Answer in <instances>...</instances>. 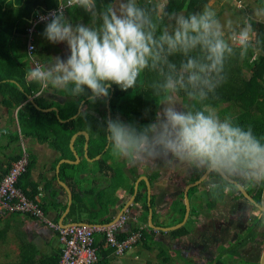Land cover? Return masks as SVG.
<instances>
[{
  "label": "clouds",
  "instance_id": "9594fccd",
  "mask_svg": "<svg viewBox=\"0 0 264 264\" xmlns=\"http://www.w3.org/2000/svg\"><path fill=\"white\" fill-rule=\"evenodd\" d=\"M56 3L52 9L34 10L29 28L42 17L31 33L34 40L24 35L26 48L31 41L36 50L35 34L39 26H45L44 38L52 44H66L69 54L53 57L49 65L30 70L26 79L42 88L50 85L73 97H86L94 105L109 99L113 85L127 92L137 88L146 73H155L149 87L157 111L151 122L139 125L119 116L104 121L113 154L129 164L158 160L198 171L209 180L213 195L224 189L239 192L264 186V136L258 137L250 126L239 125L231 116L221 118L203 103L223 82L225 64L235 56L236 49L243 57L254 46L250 22L237 29L229 21L226 31L211 8L185 15L169 11L168 0ZM76 9L88 14L90 22L73 23L66 13ZM257 15H264V9ZM180 96L191 103L178 99ZM131 206L133 203L122 216L136 221L135 215H128ZM73 223L110 226L63 220L59 225L78 226ZM103 248H107L105 244Z\"/></svg>",
  "mask_w": 264,
  "mask_h": 264
},
{
  "label": "trees",
  "instance_id": "16d2710c",
  "mask_svg": "<svg viewBox=\"0 0 264 264\" xmlns=\"http://www.w3.org/2000/svg\"><path fill=\"white\" fill-rule=\"evenodd\" d=\"M207 3V0H168V10L182 13L187 15L191 12L200 11ZM57 6L56 0H0V96L2 104H6L8 108H17L20 103L26 99L27 95H31L38 84L35 82L26 81L27 73L29 72V66L26 54V38L27 30L30 26V20L34 18V10L37 8H44L46 10L55 8ZM72 10L69 11V13ZM73 12H77L84 22L87 24L90 22L88 14L82 9H76ZM253 25L255 36L253 38V47H251L247 54L243 57L239 54V49H236L235 56L229 58L225 64L224 80L220 86L216 89L214 94H210L209 99L204 101L205 105L210 106L214 110L220 109L219 106H223V109L219 112L224 116H231L230 110H228L229 103L238 104L240 112L231 116L234 122L247 128L251 127L253 132L258 136H264V24ZM39 26L38 28L41 30ZM19 33L23 34V38L16 39L14 36ZM14 49H18L19 52H15ZM24 50L25 52H21ZM255 50L258 51L256 57L253 58ZM6 56L11 59L5 58ZM38 53V52H37ZM244 73L247 74L244 77ZM155 78V73H146L143 81L135 89H129L127 92L121 91L115 85L112 86L109 96V110L110 117L115 118L121 116L127 122L137 123L144 125L151 122L155 118L157 111V104L155 99L151 95V89L149 87L151 81ZM19 84V86H18ZM68 93V92H67ZM69 100L66 105L59 108L58 117L53 112L43 113L32 106L31 103H27L23 110L18 109L16 118L9 121L11 128L0 129V139L6 144H0V155L5 159H0V180L9 170L11 163L19 159L22 153V143L24 140H34L39 143H47L50 149L58 152L59 156L53 163V168L61 159L73 160L74 157L69 149V141L74 133L80 131L83 122L70 119L73 117L78 109L79 103L85 97H76V99L69 93ZM185 103H191L187 98L180 96ZM40 102V100H39ZM226 105V107H224ZM200 106L199 104L197 105ZM46 108L45 106H42ZM147 115L145 114V111ZM62 121V122H61ZM64 121V122H63ZM98 120L89 123L87 125L95 130H89L91 132V138L88 143V158H94L97 155H101V158L97 160L96 166L99 174L103 175V185L99 180H89L86 175L81 173L82 164H87L83 155V143L84 137L79 136L74 143V149L81 161L78 165H70L63 163L59 166L58 175L53 176L50 180H45L46 183L52 182L53 185L45 186L47 190L48 201L44 205L42 202L39 204L40 208L46 214V211L59 207L61 211L66 209V203L61 204L56 201V192L63 191V188L57 183L58 180L65 183L71 191L72 202L69 208L67 217H70L71 222H84L82 221V214H86L85 221L89 224H108L111 222L108 217V209L115 206L118 201L117 193L123 189L129 196L133 193V186L140 174L135 172V169L129 170V175L132 174V178H129L122 168L119 167L118 162H114L116 157L111 149L103 153V150L107 144V132L105 130L104 122L99 124ZM6 138V139H5ZM80 143V144H79ZM9 149L7 154H4V150ZM29 158V164L26 172L19 178L17 187L25 194V196L34 200V196L37 195L38 190L36 184L26 186L27 179L29 177L30 168L33 165V159L30 151L26 150ZM7 160V161H6ZM81 174V175H80ZM201 174L198 171L192 170L190 175V183L196 181ZM57 177V178H56ZM80 177V178H79ZM83 177V178H81ZM157 175L147 176L150 184L156 179ZM79 179V180H78ZM92 181V182H91ZM204 183L198 186L191 187L188 191V198L194 196L199 187H203ZM32 188L30 192H27V188ZM55 187L56 191H49V188ZM253 189H247V192L251 194ZM238 193V198H243L237 191H228L227 189L220 190L218 194L213 195L209 188L205 191L206 201L204 207L210 211L217 207L218 203L223 202L227 196L234 197ZM261 189L256 192L259 199ZM198 198V197H197ZM201 198V197H200ZM199 199V198H198ZM247 202L245 199H243ZM151 205H153L152 198L150 199ZM123 204L118 205L119 209ZM133 205H138L142 209L143 213L138 216L136 221L128 220L123 228H121L116 234V239L121 241L126 239L130 234L139 232L140 239L143 248L147 251L153 249L155 246L161 254L164 253L166 248L165 244L161 241L155 240L157 233L169 237L170 241H178L187 236L193 226L188 224L193 217L198 216V210L194 207L190 208L189 219L186 223L170 232L154 231L147 225V196L146 186L144 181L139 183L138 191L134 199ZM253 210L255 208L253 207ZM173 226L182 221L185 213V207L183 203V192L180 194L178 200H173L169 206ZM155 214L152 215V222L155 226L169 227L156 223ZM254 224L249 228L253 232L249 238L252 239L264 222V216L258 218L251 216ZM197 219L193 220L194 222ZM54 222H57L54 220ZM189 225V227H187ZM142 226H146L142 228ZM142 228V229H141ZM256 232V233H255ZM255 233V234H254ZM94 247L97 248L98 260L95 264H108V256L114 253V248H103L104 237L101 234L94 235ZM264 241V240H263ZM246 240L238 243L239 248L244 245ZM264 244V243H263ZM59 259V254L50 257L47 262H41L39 264H56ZM161 259V258H159ZM163 259L159 264H166ZM209 264H226L222 257L216 260H210ZM17 264H38L33 262V257L29 253H22L20 261Z\"/></svg>",
  "mask_w": 264,
  "mask_h": 264
},
{
  "label": "rangeland",
  "instance_id": "374dc122",
  "mask_svg": "<svg viewBox=\"0 0 264 264\" xmlns=\"http://www.w3.org/2000/svg\"><path fill=\"white\" fill-rule=\"evenodd\" d=\"M205 7L211 8L217 13V18L221 21L222 24L225 25L226 31H227V26H228L229 21H231L232 27L237 28V29L239 26H243L245 21H248L251 24L253 23L254 25L264 24V15H257L258 11H260L261 9H264V0H207L206 5L200 11H202ZM184 12H185V9H183L182 13L184 14ZM41 27H40L41 30L39 28L38 30L41 32V35L43 36V31H44L45 26H41ZM252 29H253V25H252ZM1 35L2 34H0V36ZM254 36H255V31L253 30V38ZM14 37L16 39H19L23 37V34L17 33ZM31 39L34 40V36H31ZM51 45L52 44L49 41H46L44 43H42L41 41L37 42L35 55L39 54L40 58L42 60L44 59L43 61H47V58L45 57L49 56ZM14 51L19 52L18 49H14ZM257 54H258V51L255 50V54L253 58L256 57ZM6 55L7 53L5 54V58L11 59V57H8ZM245 74L246 73H244V75ZM246 76L247 74L244 77ZM94 106L95 105H89V110L90 109L93 110ZM224 107H226V105ZM219 108L220 109H216V111L221 116V118H223L224 115L219 112L220 110L223 109V106H219ZM96 110L97 109L95 106V112H94L95 116L97 114ZM228 110H230L231 116H234L238 112H240V108L237 103L236 104L229 103ZM79 115L81 116L79 117L76 116L75 118L71 117L70 119H74L77 121H79V119H82V121H84V117H83L84 114L82 113ZM96 117H99V116H96ZM96 117L94 116L91 118L88 117L87 122L91 120V123L93 124V122H95V119H98ZM119 117L123 121L127 122L121 116ZM107 118H108V115H106V119ZM104 120H105V117H103V119L100 120L99 122H102ZM86 132L91 135V132H89V130H87ZM0 144H6L4 142V139L3 140L0 139ZM23 144L24 143H22V145ZM69 149H70V146H69ZM108 149H109V146L106 148L105 151H107ZM8 151L9 149H5L4 154H7ZM84 159L86 160V163L88 164L89 162L88 158L87 159L84 158ZM96 161L97 160H95V162ZM114 162L115 163L118 162L119 167L122 168L126 174H128L129 178H132V174L129 175V170L133 168L135 169V172H137V174L139 173L140 175H143V174L145 175L146 173L157 175V179L154 180L152 186L150 187L151 193H154L152 194L151 198L152 200L153 199L155 200V206L153 208L155 210V217H156L155 220H156V223H160V225L169 226L170 224H172V219L170 218L171 213L170 211H168V206L173 200H178L180 198V194L183 192L185 186L189 182V177L193 169H189L184 166L174 167V166L168 165L158 160H148L144 162H138L136 164H129L125 159L116 157V160ZM93 164H94V161H93ZM129 165L133 167L131 169H127L128 167L126 168V166H129ZM144 165L145 167H143ZM85 174H86V177L89 178V180L91 179H93L92 181H94L95 179L99 180V178L96 176L97 175L96 170L92 172H85ZM103 180L102 178H100V181L102 183L101 185H103V182H104ZM203 182H205L204 185L207 186L209 183V180H204ZM50 184L53 185L52 182L45 183L46 186ZM205 186H203L204 189L206 188ZM199 188L200 189L198 193L196 194V197H198L199 199L197 198L195 200L194 198H192L193 197L192 196L189 199V202L191 204V207H194L197 210L202 208V211L207 216L208 215L210 216L211 214L209 213V211L206 210L203 204L206 201V197L205 196L202 197L203 194L202 192H200L202 191V187H199ZM118 195L120 196V198H122L121 201L124 203L127 202L128 199L130 198L127 192L123 189L119 191ZM254 196L255 198H257L256 194ZM233 200H234L233 198H231L230 196H227L223 202L218 203L217 207L214 208V211H216L215 213L213 212L214 219L225 220L228 218V220H232L234 222L230 226L231 227V229L229 230L230 233H228L227 228L225 229L223 228V230H227V232L225 234L222 233L224 235L222 236L220 243L218 240L214 239L213 236L210 235L211 232L209 235H205L206 228H203L205 225H200L201 227L200 226L195 227L197 223L198 224H200L199 222L203 223L202 221L198 220L199 218L198 219L196 218L197 220L195 222L191 220L188 223L190 227L193 226L192 233L190 234V236L188 235L178 241H174L175 243L170 240L168 241L169 237H166L165 235H160V233H157L158 234L157 236L159 237L158 240L166 245L168 249V253L165 248L164 253L161 254L160 251H158V249L156 248V246L153 249L147 251L143 248L141 242H139L138 240L136 244L132 246L130 251L128 250L127 253L121 256L114 255L115 258L112 260L110 264H159L161 260L163 261V259L166 261L165 262L166 264H209L207 263L208 261L206 262L204 259L212 261L220 257H222V259L225 261L226 264L234 263V262L237 263V261L238 262L242 261V263H245V261L242 259V255L243 257L247 256L250 258L252 256L251 250L246 246L245 247L242 246L239 248L238 243L243 240H246L245 243H247L248 241L254 240L253 236H252L253 238L252 240L251 238H249L250 234H252L253 232H251L250 229L247 230V228L251 227L254 224L253 220L250 219V216H252V214L256 215L257 213H253L251 211L252 209L250 206H247L246 208L244 207V205H241V204H247V202L243 201L242 199H238L236 203L234 202V205L236 207L237 204H240L238 201H241L242 203L240 204L241 205L240 208H242L243 211L247 209V212L244 213L243 223L240 224L243 226V230L237 232L236 230H241V228L237 226V222L234 221V216L238 217L239 221H241L242 217H239L238 215V212L240 211L239 207H237L236 211L228 209L229 207L231 208V204ZM131 208L133 210V214L136 213L138 214V216L142 215L143 211L142 209L138 207V205L131 206ZM198 212H201V210H199ZM129 214L130 213H128V215ZM202 217L205 218L206 216L204 217L202 215ZM68 219H70V217ZM200 219H201V216H200ZM210 221L209 220L207 221V222H210L209 227L214 226V228H218L217 227L218 223L214 221L212 222V220ZM227 224H229V222H227ZM189 225H187V227H189ZM161 227H164V226H161ZM263 229H264V222L260 230H263ZM237 233H239L238 234L239 240L236 239ZM202 235L206 236L205 243L202 240ZM226 240L228 241L225 242ZM215 244H216V247H215ZM214 254H216L215 258H213ZM134 256H138V258L134 259ZM9 264H13V263L10 262ZM245 264H248V263H245Z\"/></svg>",
  "mask_w": 264,
  "mask_h": 264
},
{
  "label": "crops",
  "instance_id": "0c3cea01",
  "mask_svg": "<svg viewBox=\"0 0 264 264\" xmlns=\"http://www.w3.org/2000/svg\"><path fill=\"white\" fill-rule=\"evenodd\" d=\"M66 15L70 16L73 23H78V22L85 23L82 16H80L77 12H73V11L70 13L67 12ZM39 41L44 43L47 41V39H45L44 36L41 35V32L38 30L35 34L34 44L37 46V42H39ZM50 47L51 48H50L49 56L45 57V58H47V61H43L44 59L42 60L40 58L39 54L35 55V58L39 61V65L41 67H45V66L49 65L53 61V57H56V56L66 57L69 54L66 44H63V43L52 44ZM20 51L25 52L26 50L25 51L20 50ZM27 61H28L27 63L29 66L28 69L30 71V70H32V68H31L32 64L30 63L28 56H27ZM32 67H33V65H32ZM26 81H29V80L27 79ZM18 86H19V84H18ZM67 92L68 91H65L63 89H57V88H54L50 85L48 87L42 88L41 85L38 84V87L36 88V90L31 95H27L28 97H26V99L23 100L20 103V105L14 109L8 108L6 104H2L1 103L2 99L0 96V129H5L7 127L11 128L12 125H9L8 122L11 120H14L16 118V113H17L18 109L23 110L25 107L24 105L27 104L28 102L31 103L34 108H36L37 110H40L43 113H49V112L55 113L54 111H47L50 108H54L57 110V113H55V115L58 117L59 108L61 110V108H63L66 105L67 101L69 100V98H68L69 96H67V95L70 92H68V93ZM73 98L76 99V97H73ZM39 100H40V102H39ZM82 101H83V104L81 105L79 114H82V113L84 114V116H83L84 122H83L82 128L80 130H82V131L93 130V129L95 130V128H91L90 126L87 125V119H88V117L91 118L93 116L94 117L99 116V117H96L98 119H95V120L100 121L103 119V117H105V120H106V115H107L106 102L107 101H98L97 103L94 104L96 106V109H97L96 110V113H97L96 116L94 115L95 106H94L93 110L92 109L89 110V105H92V104H90L85 97L84 99H82L80 101L79 106H80ZM41 105L45 106L46 108L41 107ZM79 106H78V109H79ZM78 109H77V111H78ZM79 114L77 115L78 117L81 116ZM100 115H101V117H100ZM104 121L98 122V123L101 125V124H103ZM89 123H91V120L89 121ZM88 135H89V139H90L91 135L90 134H88ZM23 143L25 144V145L23 144L25 149L30 151L31 157L33 159V165L30 168L29 177L27 179V183H25V184H26V186H29L31 184H36L38 193L36 196H34L33 199L35 201L39 202V204H41L43 202L45 205L48 201L47 190H45V186H46L45 180H50L53 176L58 175L56 173V166L58 163L55 164L54 168H53V163L57 159L59 154H58V152H55L54 150L50 149L49 146L47 145V143H39L38 141L36 142L34 140L32 142L30 140H24ZM74 143H75V141H74ZM73 147H74V144H73ZM83 147H84V143H83ZM72 155H73V153H72ZM101 155L102 154H100V158H101ZM82 157L84 158V151H83ZM79 158H80V161H79V163H80V162H82L81 161L82 158H81V156H79ZM0 159H2V163H3V161H4L3 159H5V158L3 156H0ZM89 159H93V158H89ZM61 160H65V159H61ZM89 162L87 165L82 164L83 167H82L81 173L86 175L85 172H92V171L96 170V172H97L96 176L98 178H103V175L99 174V172L97 170V166L95 164L96 162L94 161V164H93V161H89ZM79 163L73 164V165H78ZM132 167L133 166H130V165L126 166L127 169H131ZM58 172H59V169H58ZM152 175L153 174H151L149 176H152ZM93 176H95V175H93ZM156 179H157V177H156ZM57 183H58V179H57ZM188 183H190V177H189ZM249 189H253L252 194L253 193L256 194L255 187H249ZM26 190H27V192H30L32 190V188L28 187ZM50 190L56 191L55 187L49 188V191ZM119 191H118V193H119ZM200 192H202V194H203L202 197H204L205 196L204 187H202V191H200ZM56 193L57 194H56L55 198H56V201L58 203H61V204L67 203V195H66L64 189H63V191L62 190L57 191ZM118 193H117V196L119 198H118V201L115 203L116 205L112 206L108 209V217H110V219H114L118 215V212L120 210L118 205L124 203L121 201L122 198H120ZM152 194H154V193H151V195ZM196 194L192 197L195 200L197 199ZM254 197L255 196H253V198ZM238 199L239 198L235 195L234 200L232 201V204H231V209L228 208L229 210H235V211L237 210V207H239V209H240V211L238 212V215H239V217H242L241 221H239L238 217L234 216V221L237 222V226H239L241 228V230H236L237 232L243 230V226L240 224L243 223V218H244V213H245L240 208L241 205H243V204H241L242 203L241 201H238L241 205L237 204L235 207L234 202L236 203ZM203 204H205V202ZM245 205H247V204H245ZM199 210H201V212H198L199 217H197V216L193 217V220H195V218H197V219L199 218L198 220L202 221L203 223L199 222L200 224L197 223L195 227H198L200 225H205L203 227V228H206V234L205 235H209L211 232L210 235L213 236V238L218 240L220 243L222 236L227 232V230H228V233H230L229 232V230L231 229L230 226L234 222L232 220H228V218L225 220L214 219L213 212L214 213L216 212L214 210H212V211L208 210L209 213L211 214L210 216L209 215L207 216L202 211V208H200ZM64 212H65V210L61 211L60 208L57 207V209L53 208V209L47 210L45 215L50 220H53V221L56 220L59 223V220L65 215ZM129 213H130L129 214L130 218H132L133 215H135L136 218L138 216V214H136V213L133 214L132 209L129 210ZM67 214L63 217V223L70 221V219H68V217H67ZM202 215L204 217L205 216L206 217L203 218ZM200 216H201V219H200ZM226 216H228V215H226ZM81 218H82V221L86 222L85 221V218H86L85 213L82 214ZM208 220L209 221L212 220V222L214 221V222L218 223L217 224L218 228H214V226L209 227L211 221L207 222ZM223 222H224V224H223ZM227 222H229V224H227ZM223 228L224 229L227 228V230H223ZM249 228H247V230ZM191 233H192V229L188 235L190 236ZM222 233H224V234H222ZM238 234L239 233H237V235H236L237 240H239ZM157 235L158 234H156L154 239L158 241L159 237ZM205 235H202V240L204 243L206 241ZM253 238H254L253 241H248L247 243H245V245H243V247H245V246L248 247L252 253V256L250 258L247 256L243 257V255H242V259L245 261V263H248V264H258L260 254H261L263 246H264V244H263L264 232L261 233V231H260L259 233H256L253 236ZM228 240H226L225 242H227ZM172 242H174V241L172 240ZM215 247H216V244H215ZM204 248H205V246H204ZM25 252L31 254V256L33 257V262H35V263L39 264L41 262H47L48 260H50L51 256H53V255L57 256L60 252V243L58 240L57 233L54 232L52 229H50L48 226L41 223L40 221H38L34 218H31L29 216H26V215L14 213V214L6 215L4 217H0V264L1 263L9 264L10 262L13 264H17L20 261L21 254L22 253L25 254ZM217 252H218V250H217ZM215 256H216V254H214L213 258H215ZM114 258L115 257L113 254L109 255L108 256V259H109L108 264H110ZM137 258H138V256H134V259H137ZM204 260L206 262L209 261L206 259H204ZM245 263H242V261L241 262L237 261V263L234 262V263H229V264H245Z\"/></svg>",
  "mask_w": 264,
  "mask_h": 264
},
{
  "label": "built area",
  "instance_id": "2783aa9c",
  "mask_svg": "<svg viewBox=\"0 0 264 264\" xmlns=\"http://www.w3.org/2000/svg\"><path fill=\"white\" fill-rule=\"evenodd\" d=\"M34 21L27 30L29 38L34 26L41 20ZM35 47L31 41L27 42L26 53L32 69L41 67L35 58ZM264 81V76H263ZM22 153L19 159L11 163L7 173L0 180V216L19 213L34 218L48 226L57 233L60 243L59 259L56 264H94L97 261V248L93 246L94 235L101 233L104 236L105 247L114 248V254L122 255L140 237L139 232L132 233L124 240H117L115 234L122 228L128 220L127 216H122L118 222L110 226L95 225H61L50 221L42 212L39 202L28 199L20 188L17 187L19 178L26 172L29 164L28 154L22 145Z\"/></svg>",
  "mask_w": 264,
  "mask_h": 264
},
{
  "label": "water",
  "instance_id": "95a60500",
  "mask_svg": "<svg viewBox=\"0 0 264 264\" xmlns=\"http://www.w3.org/2000/svg\"><path fill=\"white\" fill-rule=\"evenodd\" d=\"M112 91V88L110 89ZM28 97V96H27ZM83 104V101L81 102L80 106H79V109L78 111L76 112V114L72 117V118H75L79 112H80V108H81V105ZM106 107H107V115H108V118L110 117V110H109V100L106 102ZM47 111H54L55 113H57V110L54 109V108H50L49 110ZM78 136H83L84 137V147H83V151H84V158H88V155H87V151H88V143H89V135L86 131H79V132H76L72 135V137L70 138V141H69V146H70V150L71 152L73 153V156H74V160H60L56 166V173L58 174V169H59V166L63 163H67V164H70V165H73V164H77L79 163L80 161V158L79 156L77 155V153L75 152L74 150V147H73V144H74V141L75 139L78 137ZM108 147V142H107V145L105 147V149L103 150V152L106 150V148ZM100 158V155L96 156L95 158L93 159H89V161H95V160H98ZM58 179V178H57ZM205 179L202 177V175L194 182H191V183H188L184 190H183V203H184V207H185V213H184V216L182 218V221L179 222L178 224H175L173 226H169V227H158V226H155L152 222V209H151V206H150V183L147 179L146 176H140L136 179L135 183H134V186H133V193L131 194L130 198L128 199V201L122 206V208H120L119 212H118V215L110 222L108 223L107 225H111V224H114L119 218L120 216L123 215V213L128 209V207L133 203L135 197H136V194H137V191H138V186H139V183L141 181H144L145 183V186H146V196H147V206H148V215H147V224H148V227L150 229H153V230H156V231H161V232H170V231H174L180 227H182L188 217H189V213H190V202H189V198H188V191L191 187H194V186H198L200 185ZM58 184L64 189L66 195H67V203H66V209H65V215L68 213L69 211V208H70V205H71V202H72V195H71V191L70 189L68 188V186L63 183L62 181L58 180ZM260 186H257L255 191L257 192L258 189H259ZM240 195L245 199L247 200L253 207H255L262 215H264V186L262 187V191H261V198H260V203H257L253 196L255 195V193L249 195L247 193L246 190H241L239 191ZM64 215V216H65ZM63 216V217H64ZM63 217L59 220V224L62 223V220H63ZM74 225H81V224H85V223H73ZM86 225V224H85ZM258 264H264V246H263V249H262V252L260 254V257H259V261H258Z\"/></svg>",
  "mask_w": 264,
  "mask_h": 264
},
{
  "label": "flooded vegetation",
  "instance_id": "af4514ba",
  "mask_svg": "<svg viewBox=\"0 0 264 264\" xmlns=\"http://www.w3.org/2000/svg\"><path fill=\"white\" fill-rule=\"evenodd\" d=\"M143 167H145V165L143 166ZM152 169V168H151ZM150 169V170H151ZM143 173V172H142ZM141 173V174H142ZM144 175V174H143ZM149 175H151V173L149 174V173H146L144 176H149ZM153 184V183H152ZM152 184H150L151 186H152ZM205 186V185H204ZM206 188L204 189V193H205V191H206V189L208 188V185L207 186H205ZM262 187L263 186H260L259 187V189H261V191H262ZM255 189H256V187H255ZM258 192V191H257ZM252 194V193H251ZM260 198H261V194H260V197H259V199L258 200H256L255 199V197H254V200L257 202V203H260ZM125 203H123V205H124ZM244 205V207H246L247 208V206H250L251 207V211L253 212V213H257L256 215H254V214H252V216H256V217H258V218H260V217H262V216H264V215H262L255 207V210H253V207H252V205H250L248 202H247V205H245V204H243ZM150 206H151V209H152V215H153V213L155 214V210L153 209L154 208V206H155V200L153 199V205H151V203H150ZM130 207V206H129ZM128 207V208H129ZM230 208V207H229ZM231 209V208H230ZM242 209V208H241ZM149 210V209H148ZM214 210V209H213ZM246 210V209H245ZM243 211V212H246V211ZM250 218H251V216H250ZM259 232L261 231V233H263L264 231L263 230H258ZM258 231H257V233H258Z\"/></svg>",
  "mask_w": 264,
  "mask_h": 264
},
{
  "label": "bare ground",
  "instance_id": "6f19581e",
  "mask_svg": "<svg viewBox=\"0 0 264 264\" xmlns=\"http://www.w3.org/2000/svg\"><path fill=\"white\" fill-rule=\"evenodd\" d=\"M146 227V226H145Z\"/></svg>",
  "mask_w": 264,
  "mask_h": 264
}]
</instances>
